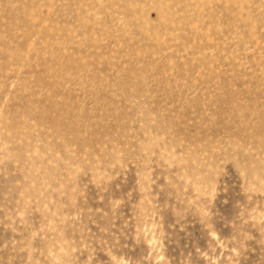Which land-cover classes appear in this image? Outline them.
Masks as SVG:
<instances>
[{
  "label": "rangeland",
  "instance_id": "obj_1",
  "mask_svg": "<svg viewBox=\"0 0 264 264\" xmlns=\"http://www.w3.org/2000/svg\"><path fill=\"white\" fill-rule=\"evenodd\" d=\"M0 264H264V0H0Z\"/></svg>",
  "mask_w": 264,
  "mask_h": 264
}]
</instances>
